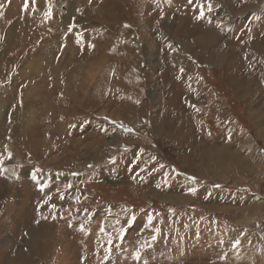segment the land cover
Returning a JSON list of instances; mask_svg holds the SVG:
<instances>
[{
	"label": "rangeland",
	"instance_id": "rangeland-1",
	"mask_svg": "<svg viewBox=\"0 0 264 264\" xmlns=\"http://www.w3.org/2000/svg\"><path fill=\"white\" fill-rule=\"evenodd\" d=\"M0 264H264V0H0Z\"/></svg>",
	"mask_w": 264,
	"mask_h": 264
},
{
	"label": "bare ground",
	"instance_id": "bare-ground-1",
	"mask_svg": "<svg viewBox=\"0 0 264 264\" xmlns=\"http://www.w3.org/2000/svg\"><path fill=\"white\" fill-rule=\"evenodd\" d=\"M41 2V1H40ZM99 10V9H98ZM80 18V17H79ZM82 22V21H81ZM77 24H78V22H77ZM80 24V23H79ZM29 67V66H28ZM33 68V67H32Z\"/></svg>",
	"mask_w": 264,
	"mask_h": 264
}]
</instances>
